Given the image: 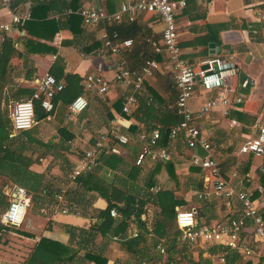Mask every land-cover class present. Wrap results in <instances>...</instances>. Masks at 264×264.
<instances>
[{
  "label": "crops",
  "instance_id": "1",
  "mask_svg": "<svg viewBox=\"0 0 264 264\" xmlns=\"http://www.w3.org/2000/svg\"><path fill=\"white\" fill-rule=\"evenodd\" d=\"M40 1L46 0H10L9 8H6L2 6L0 0V24L10 21L9 11L18 12L22 9H29L31 13L32 7L41 4ZM127 1L132 0H80V8L87 5H101L106 7L109 12H114ZM68 12L39 8L36 10L37 22L31 26L30 33L21 31V34H24L27 39L38 44H34L32 52L28 53L22 42L16 43L23 54L12 58L7 81L0 85V108L3 106L4 96L9 93L10 89L33 87L38 78L49 72L52 63L58 57L62 59L65 72L74 74L81 79V84L86 73L94 72L110 81V86L103 93H99L96 89L87 92L88 107L79 114L71 115L68 112L67 104L56 103L54 114L42 119L48 122L42 128H38L39 130L35 134L36 138L53 145L52 148L45 153L43 149L38 147L35 149V145H33V151L27 152L33 161L27 169L21 172L17 173L16 169L7 167L1 168L0 197L5 202L4 206H0V224L2 226L4 224L1 222V216L9 204L8 192L14 186L26 188L32 197L28 204L24 223L21 226L6 225L2 228L0 225V264H22L42 237L77 247L79 237L76 236L70 243L68 226L87 229L95 221L94 214L99 209L105 208L107 202L96 192L83 189L84 178H76L74 181L69 179L68 174L71 168L83 151L89 149L99 135L106 132L115 122L121 123V130L131 135L135 140L143 128H150L152 122L159 123L151 119L139 121L136 119L135 113L126 114L122 110L123 96L126 94L127 88L112 81L117 59L103 46L101 34L104 28L102 26H84L81 22L82 30L77 35L65 28H60L51 35L53 25H47L43 21L50 18L60 19ZM176 23L179 34L178 43L183 58L197 68H201L206 60L232 56L237 63L239 72L244 73L245 80H248L251 85L248 94H244L240 91L246 85L242 86L241 84L239 88V72L235 77L227 79L225 89L234 95H241L243 100L229 110L227 118L218 111L209 113L205 116V118H211V120L209 119V132L206 128L201 130L208 138L217 137L214 125L220 116L227 119L230 127L238 129L244 139H242L243 142L255 136L257 129L254 124L264 123V0H191L190 4H186L178 13ZM208 24H221L225 27L219 30L216 37L210 35ZM22 25L14 27L19 32ZM119 28H121V32L128 31V35L125 37L133 39V45L124 51L122 56L130 65L137 67L148 55L152 54V47L148 39L158 40L161 38L163 23L153 13H141L135 21L122 22L117 26L120 35ZM107 31L110 32V29L107 28ZM4 35L5 33L0 30V44ZM57 35L61 37L58 43L56 42ZM120 37L122 36L120 35ZM155 56H157L160 66L156 73L144 82L145 88L147 90L151 88L160 96L161 101L158 102L160 106L164 104L170 108L175 102L173 82L170 81V66L164 57ZM169 86L174 92L172 97ZM146 94L149 95V91ZM215 94L216 91L204 92L200 86H197L196 94L190 100V104L195 108L205 98ZM231 120H236L238 124L231 125ZM132 126L136 127L135 131H132ZM243 128H247L248 131L244 132ZM65 138L69 139L64 141ZM170 144L173 146L170 148V155L174 159V145L172 141ZM238 147L239 145L237 154L246 155L238 153ZM32 152L36 154H31ZM188 152L187 163L191 154L190 150ZM253 157L260 160L262 164L264 163V155ZM182 164L184 162H178L177 168ZM132 165V160L125 158L117 170H111L100 164L94 172L99 179L109 183L113 182L122 188H129L131 185L137 186L139 181V174L137 176L130 174ZM187 166L190 165L187 164ZM261 187L263 188L262 193L258 192V196H256L258 202L264 193V187L262 185ZM62 189L65 190L64 196L62 201H58L54 194L59 193ZM185 200L187 201L186 198ZM63 209H66V212H63ZM227 214L223 213L222 216L227 217ZM130 227V234L136 230L139 231L134 223H131ZM98 237L105 238L97 234L94 242L97 243ZM111 240L113 243L102 241L97 246L94 245L93 248H101L103 254L108 258L107 264H116L117 257L127 252L121 245V240L117 238ZM177 244L179 243L177 242ZM157 245H155V250ZM199 246L205 248L204 250L200 249L202 250L200 259L203 260L202 254L205 253L206 255H204L211 261V263L208 262L209 264H217L213 259L219 260L221 264H226V261L224 263L220 261L218 257L220 252L211 253L209 251L212 247L221 249L219 246L187 245L191 249ZM82 251L84 252L82 249L79 254L82 255ZM258 259L259 261L250 260L251 264H264V256L258 257Z\"/></svg>",
  "mask_w": 264,
  "mask_h": 264
},
{
  "label": "built area",
  "instance_id": "2",
  "mask_svg": "<svg viewBox=\"0 0 264 264\" xmlns=\"http://www.w3.org/2000/svg\"><path fill=\"white\" fill-rule=\"evenodd\" d=\"M10 0H1L2 6L9 8ZM186 6V0H132L124 2L114 11L109 12L101 5H87L78 10L84 26H102L101 34L103 46L115 57L114 75L112 81L127 88L123 96L122 110L131 114L138 105L136 92L144 82L152 77L159 69V62L154 55H161L170 66L175 102L170 108L179 117V121L167 129L169 142L161 144L163 138L160 125L157 127L143 128L137 134V141L141 144L136 165L146 162H167L171 159L170 142H174L181 136L187 149L191 151L189 165L198 168L202 172V189L196 191L195 200L213 201L224 200L231 207V213L226 219H216L209 223L198 219L196 206L190 208L176 207L175 222L179 232L175 235L176 242L182 245L207 244L221 247L223 252L218 254L221 262H225L226 254L233 251L242 258L264 256V216L259 207L258 198L254 197V190L238 189L232 182V176L224 173L222 166L214 155L212 143L208 136L200 130L196 121L209 113L218 111L224 117H228L229 110L237 106L243 97L239 94L229 93L225 89L228 78L238 74L239 69L232 56L209 59L204 62L207 68H196L187 59L181 56V48L178 43V27L176 17ZM141 13H153L163 23L160 39H148L152 47V56L146 57L139 66H132L122 56L124 51L133 45L131 37H120L117 26L122 22H133ZM10 21L0 24V30L4 33H18L14 26L22 25L30 19L29 9L18 12L9 11ZM110 29V32L107 31ZM56 36V42L60 40ZM244 80L242 86L247 84ZM82 84L84 92L77 95L69 104L68 112L71 115L79 114L88 107L87 92H106L110 81L99 73H86ZM63 81H58L52 74L45 73L34 83V98L40 99V106L44 112L50 113L54 109L53 99L62 90ZM200 86L204 92L216 91L212 97L205 98L199 105L193 108L190 100L196 94V87ZM10 119L13 134L30 129L37 123V116L32 98L16 100L10 105ZM231 125H237L236 120L230 121ZM257 129L255 136L248 138L238 147V153L249 154L255 157L264 155V123H255ZM131 135L121 130V123L115 122L111 127L99 135L95 143L83 151L82 155L71 168L68 177L74 181L83 173L94 171L100 166L99 155L104 150L108 141L128 143ZM198 149L205 152L199 154ZM109 174V171H108ZM262 193L261 185L255 187ZM64 189L55 193L54 197L62 201ZM9 204L1 216L4 225L19 227L24 223L28 204L31 201V193L22 186H14L9 192ZM239 204V208L236 205ZM66 212V209H63ZM111 217H117L116 208L109 210ZM134 236L137 235L135 231ZM252 240L253 244H249ZM156 252L164 256L165 248L161 244L156 246ZM157 264H162L158 262Z\"/></svg>",
  "mask_w": 264,
  "mask_h": 264
},
{
  "label": "trees",
  "instance_id": "3",
  "mask_svg": "<svg viewBox=\"0 0 264 264\" xmlns=\"http://www.w3.org/2000/svg\"><path fill=\"white\" fill-rule=\"evenodd\" d=\"M190 1L191 0H186V4H190ZM40 3L41 4H37L32 7L30 19L25 21L18 33H5L3 36V40L0 44V85L7 81L12 58L22 56L23 54V52L16 46V43L22 42L26 52L28 53L32 52V46L34 44H38L31 39H27L24 34H21V31L30 33L31 26L35 25L37 22V9L69 11L66 13L67 15L62 16L60 19L50 18L43 21L46 22L47 25H53L51 35L60 28L68 29L74 35L79 34L82 30L80 26L82 18L78 13L81 6L80 0H46L40 1ZM224 27L225 26H222L221 24L207 25V28L211 31L210 35L212 34L216 37L218 36L219 30ZM120 29L121 28H119V30ZM120 35L125 37L128 35V31L121 32L120 30ZM148 56H152V54ZM155 57L157 59V56ZM48 73L52 74L58 81H63L64 84L62 90H60L53 99L55 107L50 113L44 112L40 106V99L33 97V94L35 93V89L33 87L12 88L9 90V93L4 96V103L0 108V173L2 171V167L16 169L17 173L27 169L33 161V159L27 155V152H30V150L33 151V145H35V149L37 147L41 148L45 153L49 151L53 145L35 137V134H37L39 130L37 128L39 121L54 114L56 103L61 102L64 105L69 104L77 95L85 91L83 85L80 83L81 79L76 77L74 74L65 72L64 64L62 63V59L60 57L52 63ZM250 86V83L247 81L246 86L242 87L240 92L248 94ZM145 87L146 86L144 84L143 87L136 92L138 105L132 113H135V117L139 121L149 119L155 120V122L158 121L159 123L155 124L152 122L150 127L160 125L163 135L161 144H167L169 142L167 129L171 125L177 123L179 121V117L167 105L163 104L160 106L158 104V102L161 101L160 96L153 92L151 88H148L147 90ZM147 91H149V95H145ZM29 98H32L36 115H41V117H37V123L30 129L13 134L12 123L9 115L10 105L13 101L26 100ZM229 116H231V114H229ZM61 130L65 129L62 128ZM135 130L136 127L132 126V131ZM242 130L244 132L248 131L247 128H243ZM67 139L69 138H65L63 140L65 141ZM177 140L183 142L180 135ZM140 147L141 144L134 138L125 144L118 143L116 141H108L104 145V150L99 155V162L111 170H117L121 167L125 158H130L133 162L130 174L137 176L140 167H142V165L135 164ZM198 152L201 155L205 154V152L201 149H198ZM31 154L36 153L32 152ZM246 155L253 156L249 154ZM249 164L250 163L248 161L244 165V171L248 170ZM175 165L176 161H174L173 156L170 160L164 163L160 161L154 162L152 166L153 169L150 171L148 178V187L151 188L154 184V175L164 168L169 177L176 182V186L174 188H159L154 192H146L140 195L134 194L129 188H122L115 185L113 182L109 183L103 179H99L94 171L81 174L77 177V179L84 178L83 189L85 191L96 192L99 196L104 198L107 202L106 207L99 209L96 214H94L95 221L91 223L87 229L68 226L70 229L69 242L72 243L76 236L79 237L77 247H74L71 244L64 245L60 242L54 241L53 239L42 237L33 247L22 264H107L108 258L103 254L101 248H93L95 236L97 234H100L105 238H117L118 240H121V245L127 253L134 255L139 259H143L145 257V260H151V246H155V244L162 238L169 236V228L173 223L175 226L174 238L172 237L170 238L171 240L168 241V245L166 247L168 255L165 264L173 261V258L171 257L173 250L174 253L180 251L183 257H187L188 260H192L191 254L184 249L185 247H182L183 249L176 250L177 242L175 235L179 232L175 222L176 207L190 208L196 205H189L188 201H186L183 196L177 194L179 186ZM190 169L194 172H199V169L196 167L192 166ZM261 178V181L264 183V174H262ZM202 188V176H200L194 184V189L198 191ZM256 196H258V192L254 190V197ZM199 203H201V206H196L198 219L201 222L209 223L211 219L215 218V216L209 215V211L213 208L215 201L204 200L199 201ZM148 204H152L157 208L152 228L150 227V222L148 223ZM4 205L5 202L0 197V206ZM236 207L239 208V204H237ZM111 208L117 209V217L110 216L109 210ZM261 213L264 216V212L261 211ZM144 215L147 217L144 218ZM131 223H134L139 229V231L136 230V236L133 235L134 232H131L130 234ZM4 226L1 225L2 228H4ZM149 235H154L151 245L148 240ZM249 244H253L252 240H250ZM82 249L84 252L81 255L79 252ZM209 251L211 253H218L223 250L212 247ZM225 260L226 264H251L249 259L245 260L241 255L233 251H229L226 254ZM201 261L210 263L209 259H199L198 261H193L192 264H202Z\"/></svg>",
  "mask_w": 264,
  "mask_h": 264
},
{
  "label": "rangeland",
  "instance_id": "4",
  "mask_svg": "<svg viewBox=\"0 0 264 264\" xmlns=\"http://www.w3.org/2000/svg\"><path fill=\"white\" fill-rule=\"evenodd\" d=\"M170 81L172 82L171 78H170ZM169 89H170V93L172 97L174 95V92L171 86H169ZM173 101H170V102L173 103ZM209 119L211 120L210 117L208 118L203 117L196 121V124L200 128V130L202 128L203 129L206 128L207 132H209L208 131L209 121H210ZM47 122L48 121L46 120L39 121L37 128H42ZM214 126H215L214 130L216 131L217 137L212 136L208 139L212 143V146L214 149V155L217 161L222 166L224 173L228 176H232V174L235 173V175L232 177L233 184L238 189L248 188V189L255 190V187L258 184H261L264 187V183L261 182L262 180L261 176L262 174H264V171H263L264 163L262 164L260 160H258L257 158H254L253 156L237 154V146L240 145L244 140L240 132L238 131V129L236 130V128L230 127L228 125L227 119L220 117V116H219L217 123ZM172 143L174 145L173 154H174V161H176V172H177V179H178V186H179L177 194L186 198L189 205L201 206V203L195 200V194H196L195 192L197 190L194 189V184L196 183V180L200 178L201 171L199 170V172H194L192 169H189L190 166H187V164H189V161L187 163V160H188L187 154L189 153L188 152L189 149H187V147L182 141L176 140ZM172 147L173 146L170 144V148ZM180 161L184 162V164H182V166L178 165L179 167L177 168V164ZM248 161L250 163L249 168L247 171H244V165ZM153 164L154 163H149V164H145L144 166L140 167L141 170L140 172L138 171L139 181L137 182V186L131 185L129 187L131 192H133L134 194L140 195L146 192H154L159 188H165V187L174 188L176 186V182L173 179H171L167 171L164 168H162L158 173L154 175L153 177L154 184L151 188H149L148 178H149L150 171L153 169L152 167ZM262 196L264 197V193L261 195V197ZM263 197L258 202L259 207L262 206L261 208L262 212H264ZM214 201L215 203L213 204V208L209 211L210 212L209 215L215 216V219L216 218L222 219V220L226 219V216H222V215L223 213L224 214L231 213V210H232L231 207L228 206L226 201L224 200L217 199ZM147 208H148L147 213L149 217L148 223L150 222V225H151L150 227L152 228L157 208L154 207L152 204H148ZM170 226L171 227L169 228V234H168L169 236L162 238V241L157 242L161 244L162 246H164L165 248L164 256L158 255V253L155 250V246H151L152 247L150 249V257L152 256L151 260H145L146 259L145 257L143 259H139L134 255L123 253V254H120L119 257H117L116 264H157L158 262H164L163 264H165L166 263L165 258L168 255L166 247L168 245V241L171 240L170 238L174 236V228H175L174 223L171 224ZM153 238H154V235L148 236L150 245H151V242L153 241ZM102 241L103 242L106 241V243H113L112 240L108 237L106 238L98 237L97 243L95 242L94 245L97 246L98 243ZM182 247L183 248L185 247L184 249L189 254H191L192 260H188L187 257H183L180 251L174 253V250H173V253L171 254L173 261L168 262V264H192L193 261H198L200 259V252L205 249V248H202L201 246L193 247V249H191V247H187V245L180 246L178 244H177V249L176 248L175 249L176 250L183 249ZM204 254H202L203 260L209 259V257L205 256L206 254L205 255ZM248 259L249 260L256 259L259 261L258 257L247 258L246 260ZM213 261H215L217 264H221L219 260L213 259ZM85 264H89V263H85ZM202 264H207V263L203 261Z\"/></svg>",
  "mask_w": 264,
  "mask_h": 264
},
{
  "label": "water",
  "instance_id": "5",
  "mask_svg": "<svg viewBox=\"0 0 264 264\" xmlns=\"http://www.w3.org/2000/svg\"><path fill=\"white\" fill-rule=\"evenodd\" d=\"M207 64H204L201 68L204 69V68H207ZM245 80V75L242 71L239 72V88L241 87V84L243 83V81ZM37 117L39 115H36Z\"/></svg>",
  "mask_w": 264,
  "mask_h": 264
}]
</instances>
